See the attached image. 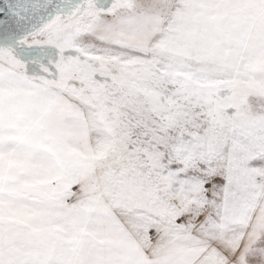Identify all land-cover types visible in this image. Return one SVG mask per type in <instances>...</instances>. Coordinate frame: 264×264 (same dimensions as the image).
Wrapping results in <instances>:
<instances>
[{
  "label": "snow or ice",
  "instance_id": "snow-or-ice-1",
  "mask_svg": "<svg viewBox=\"0 0 264 264\" xmlns=\"http://www.w3.org/2000/svg\"><path fill=\"white\" fill-rule=\"evenodd\" d=\"M0 264H264V0H0Z\"/></svg>",
  "mask_w": 264,
  "mask_h": 264
}]
</instances>
